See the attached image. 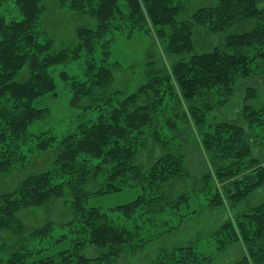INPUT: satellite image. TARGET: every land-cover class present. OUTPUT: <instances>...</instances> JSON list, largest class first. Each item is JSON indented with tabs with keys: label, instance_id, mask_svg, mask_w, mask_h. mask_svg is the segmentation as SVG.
<instances>
[{
	"label": "trees",
	"instance_id": "obj_1",
	"mask_svg": "<svg viewBox=\"0 0 264 264\" xmlns=\"http://www.w3.org/2000/svg\"><path fill=\"white\" fill-rule=\"evenodd\" d=\"M46 1L0 0L6 10L0 16V183L43 165L0 193V264H115L206 208L226 205L235 211L206 237L209 246L219 253L240 243L244 254L232 264H264V200L248 205L264 188V146L255 133L264 128V99L249 88L237 122H210L219 100L264 70V0H211L189 19L181 16L193 0H58L96 22L78 28L65 48L44 27ZM247 21H254L250 31L228 35ZM195 28L225 40L198 53ZM135 34L163 42L175 61L170 68L153 63L139 90L125 95L113 90L119 65L111 51L118 37ZM68 65L78 73L58 70ZM59 80L71 95L67 132L32 133L51 116L38 101L58 98ZM190 139L208 157L198 177L187 167ZM178 181L189 182L192 192L174 201L166 189ZM130 189L140 192L130 203L91 204ZM36 209L47 215L31 227L22 214ZM171 246L140 264L213 262L199 241Z\"/></svg>",
	"mask_w": 264,
	"mask_h": 264
},
{
	"label": "rangeland",
	"instance_id": "obj_2",
	"mask_svg": "<svg viewBox=\"0 0 264 264\" xmlns=\"http://www.w3.org/2000/svg\"><path fill=\"white\" fill-rule=\"evenodd\" d=\"M212 3L211 0L190 1L189 10H187L181 18L189 19L192 12L203 8L204 6L211 5ZM44 6L46 8L43 17L44 27L56 40L59 48L68 47L75 42L76 30L78 28L83 26L90 27L96 24L94 19L89 16H81L71 12L66 7H61L58 0H47L44 3ZM2 13H6L4 7L0 8V16ZM253 25L254 21H247L243 24L233 26L227 33L228 35L241 34L250 31L253 28ZM195 29L193 42L196 52L198 53L208 52L218 48L223 43V39L225 40V35L214 36L207 30L199 28ZM165 47L166 45L163 44V42H160L153 36L145 34H135L131 38H127L126 36L118 37L116 44L111 51L112 61H115L119 65L118 67L113 68V90L125 95H130L137 92L145 83V75L147 71L150 70L153 63H158L160 67L170 68L175 59L166 55ZM69 66L70 65L58 66V70L66 69L70 74L78 73L77 66ZM57 77H59V73L57 74ZM20 78V80L24 81L26 76L21 75ZM249 88L256 89L258 95L264 99V70L259 69L254 78L240 81L235 88L233 96L229 100L226 102L219 100L218 106L210 116V122H237L241 117L246 91ZM84 103L87 102L84 101ZM38 106L49 108L51 116L41 123L34 124L31 127L32 133H39L49 129H55L58 134L67 132V125L64 123L65 118L68 117L71 112V95L70 92L66 91L60 80L58 98H53L51 96L45 97L38 101ZM255 133H259L263 142L262 146H264L263 126L255 128ZM181 136L185 137V134L181 133ZM187 143V167H190V170L198 177L200 176L198 173L205 171L206 167H208V157L205 152L199 149L200 143H197L195 139H190ZM200 151H202V153ZM262 154H264V151H260L259 156ZM42 170V163L37 162L29 168L27 171L28 173L19 172L7 177V180L4 179L0 183V193L7 191L9 188H14L27 174ZM189 186V182L178 181L169 183L166 191L170 199L174 198V201H177V198L181 195L192 192L191 187ZM139 193L140 192L137 189H130L122 193L110 194L105 197L93 199L91 204L103 208L116 207L135 200ZM262 200H264V188L257 190L254 193L248 205L257 204ZM233 211L235 210H233L231 205H229V207L226 205L225 208L214 211H210L206 208V210L200 213L199 216L188 219L182 228L171 236L162 238L156 242L152 241V243L147 246L145 250L138 253V255H124L122 259L115 264H140L142 262H148L153 258L156 252L163 247L171 244V247L174 245H189L190 243H196L197 241L201 244V248L204 247L205 250L209 251L211 259L213 260L212 264H232L235 260L243 256L244 252L241 250L244 249L245 251V248L241 246L242 244H233L226 252L218 253L212 243V245L209 246L210 243L208 244V239L206 240V237L216 232L221 227L223 220L227 219ZM45 214V209H36L30 213H23L22 217L24 218V215H28L26 223L31 227H35L37 224H40L45 220ZM189 233L191 237H188ZM65 246L66 245H64L63 248L54 247L53 250L65 249Z\"/></svg>",
	"mask_w": 264,
	"mask_h": 264
}]
</instances>
